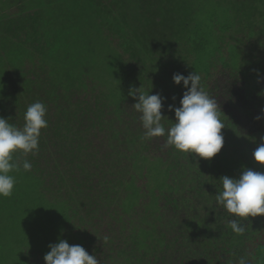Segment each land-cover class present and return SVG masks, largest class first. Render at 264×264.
Listing matches in <instances>:
<instances>
[{
    "label": "trees",
    "instance_id": "1",
    "mask_svg": "<svg viewBox=\"0 0 264 264\" xmlns=\"http://www.w3.org/2000/svg\"><path fill=\"white\" fill-rule=\"evenodd\" d=\"M142 2L0 0V117L22 128L39 101L48 122L38 152L13 154L0 264H45L61 239L99 264H264V215L244 218L237 236L215 202L221 177L264 172L252 157L264 135V0L200 17L167 2L166 18ZM193 71L225 121L208 159L165 147L166 136L143 139L129 95L162 96L167 129L186 91L172 77Z\"/></svg>",
    "mask_w": 264,
    "mask_h": 264
},
{
    "label": "clouds",
    "instance_id": "2",
    "mask_svg": "<svg viewBox=\"0 0 264 264\" xmlns=\"http://www.w3.org/2000/svg\"><path fill=\"white\" fill-rule=\"evenodd\" d=\"M172 79L176 85L182 82L186 91L180 99L179 107L169 105V110L174 111L175 122L169 121L167 129L161 123L165 118L161 113L162 96L158 93L149 95L148 91H141L140 88L129 92L134 97L138 92V102L133 107L141 114L140 121L145 130L143 139L166 136L165 147L171 146L181 153H194L201 158H212L224 143L221 130L225 127V121L221 119L217 100L204 90L202 77L195 71L187 76L174 74ZM46 112L44 103L37 101L30 104L24 112L22 128L0 117V197L12 195L16 180L11 173L19 171L21 167L13 162V154L38 152L41 129L48 126ZM261 114L264 115V108ZM256 119H261V116ZM260 141L252 157L256 163L264 165V135ZM22 168L30 171L32 164L25 160ZM215 202L235 217L228 222L231 231L237 236L243 235L246 229L241 221L244 218L264 215V172L247 169L238 179L221 177ZM49 248L50 251L43 257L45 264H99L97 258L88 254L82 246L69 245L63 239L50 244ZM238 264H247V261L241 257Z\"/></svg>",
    "mask_w": 264,
    "mask_h": 264
},
{
    "label": "rangeland",
    "instance_id": "3",
    "mask_svg": "<svg viewBox=\"0 0 264 264\" xmlns=\"http://www.w3.org/2000/svg\"><path fill=\"white\" fill-rule=\"evenodd\" d=\"M155 4L151 5V8H149L151 13H159L163 18H166V16L169 15V10L167 7V0H154ZM167 1V2H165ZM234 0H196V2L194 3V10L192 11V5H191V1L190 0H172V2H169L170 4H168L171 8L173 9H179V13L182 14H186V17H190V16H196V17H200L203 16L204 13H208L210 11H215L217 12L219 15L222 14V11L228 8V4L233 2ZM142 2V0H141ZM151 2V0H143V3H148ZM222 5V6H221ZM255 117V115L253 116ZM246 120V117H245ZM256 120V119H254ZM237 126V130L242 132L244 130H248L246 123H241L239 122ZM152 144H150L149 146H151ZM159 147V146H158ZM155 148L154 151H152V155H158V153L160 152L159 148ZM147 149V148H146ZM151 149V147L149 148ZM148 149V150H149ZM155 153V154H154ZM157 161V160H155ZM154 161V162H155ZM136 171V170H134Z\"/></svg>",
    "mask_w": 264,
    "mask_h": 264
}]
</instances>
